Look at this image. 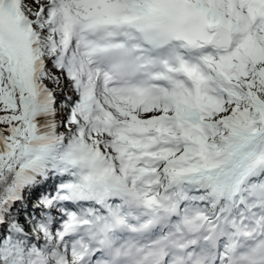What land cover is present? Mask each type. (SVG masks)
Listing matches in <instances>:
<instances>
[{"label": "snow or ice", "instance_id": "obj_1", "mask_svg": "<svg viewBox=\"0 0 264 264\" xmlns=\"http://www.w3.org/2000/svg\"><path fill=\"white\" fill-rule=\"evenodd\" d=\"M0 264H264V0H0Z\"/></svg>", "mask_w": 264, "mask_h": 264}, {"label": "trees", "instance_id": "obj_2", "mask_svg": "<svg viewBox=\"0 0 264 264\" xmlns=\"http://www.w3.org/2000/svg\"><path fill=\"white\" fill-rule=\"evenodd\" d=\"M39 195V193L37 192V193H34L33 194V198H35L36 196H38Z\"/></svg>", "mask_w": 264, "mask_h": 264}, {"label": "rangeland", "instance_id": "obj_3", "mask_svg": "<svg viewBox=\"0 0 264 264\" xmlns=\"http://www.w3.org/2000/svg\"><path fill=\"white\" fill-rule=\"evenodd\" d=\"M65 94H70V93H67V92H66Z\"/></svg>", "mask_w": 264, "mask_h": 264}]
</instances>
